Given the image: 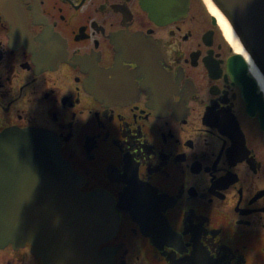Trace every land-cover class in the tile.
I'll return each instance as SVG.
<instances>
[{"label": "flooded vegetation", "instance_id": "af4514ba", "mask_svg": "<svg viewBox=\"0 0 264 264\" xmlns=\"http://www.w3.org/2000/svg\"><path fill=\"white\" fill-rule=\"evenodd\" d=\"M181 1L161 19L146 0L0 12V133L49 132L74 188L106 196L100 264H264V113L206 1ZM33 252L8 244L0 264Z\"/></svg>", "mask_w": 264, "mask_h": 264}, {"label": "water", "instance_id": "95a60500", "mask_svg": "<svg viewBox=\"0 0 264 264\" xmlns=\"http://www.w3.org/2000/svg\"><path fill=\"white\" fill-rule=\"evenodd\" d=\"M16 1L0 0V11H13ZM212 2L264 75V0ZM187 4L182 0L177 11L185 13ZM173 5V0H151L149 11L160 18ZM237 58L244 68L239 83L248 101L256 99L264 112L263 93L247 72L244 58L240 54ZM261 125L264 128V119ZM55 141L49 133L32 128L1 134L0 143L7 145L2 157L8 162L0 157V247L28 240L44 264H98L95 246L114 221L112 207L101 192L86 195L73 188L75 176L60 159Z\"/></svg>", "mask_w": 264, "mask_h": 264}, {"label": "bare ground", "instance_id": "6f19581e", "mask_svg": "<svg viewBox=\"0 0 264 264\" xmlns=\"http://www.w3.org/2000/svg\"><path fill=\"white\" fill-rule=\"evenodd\" d=\"M209 9L212 13H214L219 22V26L224 34V37L229 42V44L232 46L234 52L241 53L248 61L251 73L255 76L257 79L259 85L261 86L263 92H264V77L261 74V72L258 70L257 66H255L253 60L250 58L248 53L243 49L241 43L239 42L237 34H235L234 30L230 26L229 22L225 19V17L218 12V10L213 6V4L209 0H205Z\"/></svg>", "mask_w": 264, "mask_h": 264}]
</instances>
